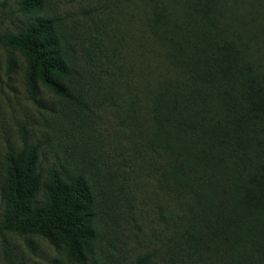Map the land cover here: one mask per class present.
Instances as JSON below:
<instances>
[{
  "label": "trees",
  "instance_id": "obj_1",
  "mask_svg": "<svg viewBox=\"0 0 264 264\" xmlns=\"http://www.w3.org/2000/svg\"><path fill=\"white\" fill-rule=\"evenodd\" d=\"M122 1L138 34L139 73L116 29L125 24L94 17L108 6L81 12L91 30L51 0H20L26 20L0 32V73L4 50L31 100L45 90L64 104L61 127L45 140H90L94 112H119L154 186L165 264H264V0ZM34 136L23 125L20 140L0 143V235L42 238L69 262L98 264L108 215L100 188L60 155L48 165Z\"/></svg>",
  "mask_w": 264,
  "mask_h": 264
},
{
  "label": "rangeland",
  "instance_id": "obj_2",
  "mask_svg": "<svg viewBox=\"0 0 264 264\" xmlns=\"http://www.w3.org/2000/svg\"><path fill=\"white\" fill-rule=\"evenodd\" d=\"M51 1L61 15L73 17L78 24L84 22L91 30L94 25L81 12L98 4L108 6L107 11H102L104 15L99 13L94 17L101 16L107 21L110 14L117 22L125 24L114 28L124 36L122 44L132 50L131 57L139 73L143 57L138 47V34L123 18L122 0ZM20 20H26L20 12V0H0V32L16 31ZM104 21L96 19L93 23L102 28ZM105 42L108 44L106 37ZM1 51L0 143L5 144L7 138L12 142L20 140L19 129L24 125L35 133L37 140L45 143L48 165L55 163L60 155L93 175L100 188L96 193L101 202V212L108 213L100 220L102 233L96 252L98 264H137L139 258L148 253L157 254L150 264H165L154 186L149 174L142 169L141 160L135 161L131 143L125 138V129L118 126L115 115L119 112L110 107L94 112L87 129L90 140H81L78 133H75V140H45L46 130L61 127L62 122L58 119L63 118L61 111L64 104L45 90L38 101L31 100L24 87L23 69L19 67L17 72L12 73L5 51ZM125 59L128 61L126 53ZM103 80L108 84V78L103 77ZM51 144L54 146L52 149L49 147ZM65 146L69 148L66 150L68 153L64 152ZM4 208L0 198V218ZM9 257L18 264H77L69 262L60 250L42 238L0 235V264H10Z\"/></svg>",
  "mask_w": 264,
  "mask_h": 264
}]
</instances>
